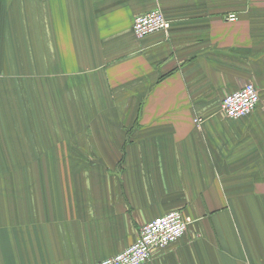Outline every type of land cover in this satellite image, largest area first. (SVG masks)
Instances as JSON below:
<instances>
[{"label":"crops","instance_id":"1","mask_svg":"<svg viewBox=\"0 0 264 264\" xmlns=\"http://www.w3.org/2000/svg\"><path fill=\"white\" fill-rule=\"evenodd\" d=\"M157 8L168 31L137 40ZM253 80L264 105V0H0V264H94L175 210L146 264H264V134L208 115ZM27 134L48 145L14 162Z\"/></svg>","mask_w":264,"mask_h":264},{"label":"built area","instance_id":"2","mask_svg":"<svg viewBox=\"0 0 264 264\" xmlns=\"http://www.w3.org/2000/svg\"><path fill=\"white\" fill-rule=\"evenodd\" d=\"M234 22L236 16L226 17ZM132 31L137 40L156 33L168 31V20L160 9L140 14L133 20ZM259 95L252 83L245 84L241 89L227 94L222 99V111L227 119L238 120L248 116L257 106ZM194 125L201 128L203 119L196 117ZM192 219L181 210L168 212L153 218L141 227L136 240L125 250L113 257L103 259L94 264H146L152 258L155 249L164 250L179 241L187 232Z\"/></svg>","mask_w":264,"mask_h":264},{"label":"rangeland","instance_id":"3","mask_svg":"<svg viewBox=\"0 0 264 264\" xmlns=\"http://www.w3.org/2000/svg\"><path fill=\"white\" fill-rule=\"evenodd\" d=\"M252 83L256 89V91L258 92L259 95V102L256 106V108L246 117L241 118L239 121H230V119H227L222 111V101L219 102V105L212 108L211 112L208 114L210 115L209 117H211L212 115L214 117H218L221 120H223L220 124L222 126H220L221 129V134H264V127L258 131L251 129V127L255 126L256 124L250 123V119L252 118V116L254 115H258L260 114V111L264 110V105L262 104V100H261V96L260 93L261 91L258 88L257 83L255 82V80H253V82H249ZM261 105V107H260ZM212 116V117H213ZM196 117L199 116H194L192 118L191 124H192V131L196 132L198 134H201L204 130V126L205 124L209 121L208 117L206 118V122H204V118L203 119V124L204 126L202 128H197L194 125V119ZM260 126V125H259ZM261 127V126H260ZM65 135L67 134H61L60 139L55 140L57 143H54V145H59L60 147H64V145L68 146V140L65 137ZM27 142L25 144L22 145V147L25 145L26 148L23 150V155H22V147H19L20 149H16L14 148V151L12 152V159L14 162H20V161H25L23 159L27 158L29 162H34L36 161L39 157L41 152L43 151V143H45L46 145H48V140H47V135L46 134H27ZM50 137V136H49ZM51 141H53L54 139L52 137ZM22 155V156H21ZM66 154L61 152L59 154V151L55 152L54 154H52V157L54 159L57 160V158L59 157L61 161H64V159L66 158ZM72 158H77L78 159V155L76 154V152H73V154H71ZM23 157V158H22ZM58 161V160H57ZM144 226V225H143ZM142 226V227H143Z\"/></svg>","mask_w":264,"mask_h":264}]
</instances>
